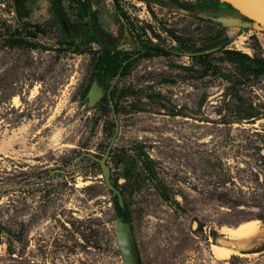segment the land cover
Instances as JSON below:
<instances>
[{
	"label": "rangeland",
	"instance_id": "374dc122",
	"mask_svg": "<svg viewBox=\"0 0 264 264\" xmlns=\"http://www.w3.org/2000/svg\"><path fill=\"white\" fill-rule=\"evenodd\" d=\"M82 2L107 42L133 47L113 0ZM14 3L0 0V264H264V249L226 259L212 249L243 223L258 229L240 251L264 247V74L241 56L264 61V29L221 0H118L168 54L138 59L101 103L96 84L83 96L91 53L69 45L49 0H27L22 19ZM34 26L43 32L28 39L45 49L9 45ZM137 100L155 112L135 111ZM179 106L192 114L176 115Z\"/></svg>",
	"mask_w": 264,
	"mask_h": 264
},
{
	"label": "trees",
	"instance_id": "16d2710c",
	"mask_svg": "<svg viewBox=\"0 0 264 264\" xmlns=\"http://www.w3.org/2000/svg\"><path fill=\"white\" fill-rule=\"evenodd\" d=\"M27 0H15L14 10L17 17L20 19L26 18L29 15V11L26 7ZM115 8L117 10L119 18L122 20L120 24L121 29L126 28L127 33L132 41L133 47L130 50H126L124 47H119L116 44V38L111 36L110 42H107L102 34L104 33L103 29L100 27L97 19L96 12L93 11L89 5L80 0H49L50 8L57 18L60 26L64 30L69 40V45L74 46L76 52H85L88 51L91 53V70L87 79V83L83 92L85 97L90 90V87L95 83L103 91V96L99 102H107V92L109 89V82L119 76L126 75L133 64L141 58H151L157 56H166L168 52L155 40L160 39V35L156 33L153 28L149 25L135 26L131 21L127 13L120 7L118 0H113ZM175 5L179 8L188 10L196 9L197 6L190 2H179L175 1ZM76 16L77 19L72 17ZM87 18V20H85ZM37 32H43L39 26H34V31L27 30L26 36L21 37L18 33L15 37L9 39L10 46H25L31 49H45V46L36 42L29 40L28 37L34 38ZM165 32L169 33L165 29ZM173 36V35H172ZM78 39V40H77ZM83 45L84 49H79L78 45ZM97 44L98 49L91 47V44ZM230 54L239 55L237 51H226ZM247 61L253 62L251 70L257 74H264V61L262 60H253L246 55H241ZM202 66L206 71L211 70L213 73L218 72L216 65H211L206 61L202 62ZM185 68V67H184ZM204 99L201 98L198 102V107L202 105ZM115 108L117 109L116 105ZM135 111H151L155 112V108L141 100L135 101L133 105ZM176 115L190 116L193 110L189 109L186 106H179L176 109ZM105 131L110 132L109 126H105ZM137 159L141 163V166L145 173L154 178V170L152 160L149 156L143 152H140L137 156ZM156 188L160 196L165 200L169 201V198L166 192L161 188L159 184L156 185ZM116 211L119 217H121L124 223H129V212L127 207L124 209L120 208L116 203ZM4 227L0 224V238L4 232ZM210 236L213 239L219 237L215 232H211ZM131 251L135 258L136 263H139L137 257V249L133 240L130 242ZM264 249L261 246H253L248 251L242 253H255L260 252Z\"/></svg>",
	"mask_w": 264,
	"mask_h": 264
},
{
	"label": "water",
	"instance_id": "95a60500",
	"mask_svg": "<svg viewBox=\"0 0 264 264\" xmlns=\"http://www.w3.org/2000/svg\"><path fill=\"white\" fill-rule=\"evenodd\" d=\"M221 1L229 4L235 10H237L242 16H244L246 19L258 24L260 27L264 29V0H221ZM101 166H102V170L105 176L106 183L107 185H110L108 181V172H107L106 167L103 164V161L101 162ZM122 225H124L125 227V223ZM124 230L125 228L123 227L119 230V239L123 246L125 245L124 238H123ZM129 249H130L132 257L134 258L132 251H131L130 242H129ZM134 261H135V258H134Z\"/></svg>",
	"mask_w": 264,
	"mask_h": 264
},
{
	"label": "bare ground",
	"instance_id": "6f19581e",
	"mask_svg": "<svg viewBox=\"0 0 264 264\" xmlns=\"http://www.w3.org/2000/svg\"><path fill=\"white\" fill-rule=\"evenodd\" d=\"M89 96H90L91 101H93L96 98L95 86H93L91 88ZM256 226L257 225H254L252 223H243V224H240L235 229L228 228L225 230V232H227V234H229L230 236H241V235H246V234L254 235L256 230L258 229L257 228L258 226L257 227ZM120 227H122V226H120ZM251 233H253V234H251ZM212 249H213V252L216 255V257L219 259H224V258L226 259V257L231 254L230 250H228L222 246H219V245L213 244Z\"/></svg>",
	"mask_w": 264,
	"mask_h": 264
},
{
	"label": "crops",
	"instance_id": "0c3cea01",
	"mask_svg": "<svg viewBox=\"0 0 264 264\" xmlns=\"http://www.w3.org/2000/svg\"><path fill=\"white\" fill-rule=\"evenodd\" d=\"M239 226V225H238ZM236 226V227H238ZM236 227L232 228V229H235ZM221 234H225L227 236V238L229 239L228 241H226L227 244L225 245H219V246H222L228 250L231 251H239L240 253L244 252V251H240L241 249L244 250V248L248 249L249 247L246 245L245 243V240L248 238V237H251L252 235H249V234H246V235H241V236H230L229 234H227V232L225 231H221ZM253 234V233H251ZM251 249V248H250ZM245 254V253H243Z\"/></svg>",
	"mask_w": 264,
	"mask_h": 264
}]
</instances>
